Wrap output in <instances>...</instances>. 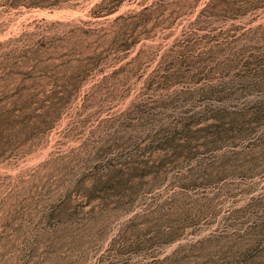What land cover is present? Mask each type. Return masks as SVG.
Here are the masks:
<instances>
[{
  "label": "rangeland",
  "instance_id": "374dc122",
  "mask_svg": "<svg viewBox=\"0 0 264 264\" xmlns=\"http://www.w3.org/2000/svg\"><path fill=\"white\" fill-rule=\"evenodd\" d=\"M100 1L0 0V264H264V0Z\"/></svg>",
  "mask_w": 264,
  "mask_h": 264
},
{
  "label": "trees",
  "instance_id": "16d2710c",
  "mask_svg": "<svg viewBox=\"0 0 264 264\" xmlns=\"http://www.w3.org/2000/svg\"><path fill=\"white\" fill-rule=\"evenodd\" d=\"M58 1V0H57ZM67 1V0H64ZM124 0H101L100 3H96L93 6L94 13L95 12H111L117 8V6L122 3ZM164 0H152L151 3L148 5H144L141 9L135 10V9H128L126 12H123L119 15H117L113 22H119L120 27L122 28V32L120 35V38L124 40V42H127V40L131 39L133 34L136 31L137 26H144V24L147 22L146 13L149 12H155L161 7H168L172 5V3H164ZM175 3V2H174ZM207 5L204 8H202L201 11L206 9ZM180 9H174L173 11H179ZM165 18L164 20H166ZM130 43H127L128 45Z\"/></svg>",
  "mask_w": 264,
  "mask_h": 264
}]
</instances>
